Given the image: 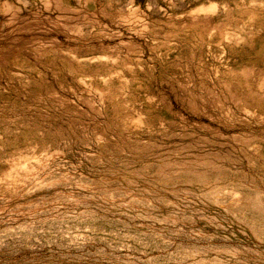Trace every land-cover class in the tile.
<instances>
[{"label": "rangeland", "instance_id": "1", "mask_svg": "<svg viewBox=\"0 0 264 264\" xmlns=\"http://www.w3.org/2000/svg\"><path fill=\"white\" fill-rule=\"evenodd\" d=\"M0 264H264V0H0Z\"/></svg>", "mask_w": 264, "mask_h": 264}, {"label": "bare ground", "instance_id": "2", "mask_svg": "<svg viewBox=\"0 0 264 264\" xmlns=\"http://www.w3.org/2000/svg\"><path fill=\"white\" fill-rule=\"evenodd\" d=\"M207 10H215L216 9V4H209L208 6L205 7Z\"/></svg>", "mask_w": 264, "mask_h": 264}]
</instances>
